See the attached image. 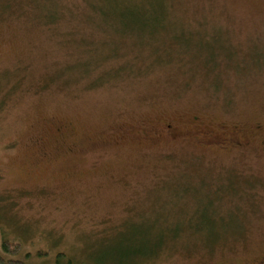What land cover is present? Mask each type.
Segmentation results:
<instances>
[{"label": "rangeland", "instance_id": "obj_1", "mask_svg": "<svg viewBox=\"0 0 264 264\" xmlns=\"http://www.w3.org/2000/svg\"><path fill=\"white\" fill-rule=\"evenodd\" d=\"M0 254L264 264V0H0Z\"/></svg>", "mask_w": 264, "mask_h": 264}, {"label": "trees", "instance_id": "obj_2", "mask_svg": "<svg viewBox=\"0 0 264 264\" xmlns=\"http://www.w3.org/2000/svg\"><path fill=\"white\" fill-rule=\"evenodd\" d=\"M137 19H139L140 21H146V19L144 17H139ZM176 43H177L176 47L177 46H180V47L184 46L187 48L190 46L189 45L190 41L185 40V39H181L180 41L177 40ZM1 247L5 252H11V253H14L12 251H18V249H19L18 244L16 242L2 241ZM8 254H10V253H8ZM62 258H64V254H59L56 258L55 264H71V262L69 260H67L66 262L65 261L62 262ZM0 264H24V262L21 259H14L13 257H5L2 254H0ZM118 264H121V263H118Z\"/></svg>", "mask_w": 264, "mask_h": 264}, {"label": "flooded vegetation", "instance_id": "obj_3", "mask_svg": "<svg viewBox=\"0 0 264 264\" xmlns=\"http://www.w3.org/2000/svg\"><path fill=\"white\" fill-rule=\"evenodd\" d=\"M223 142H225V139L223 140ZM226 142H232V141H226Z\"/></svg>", "mask_w": 264, "mask_h": 264}]
</instances>
